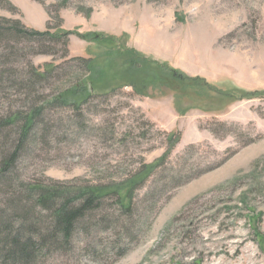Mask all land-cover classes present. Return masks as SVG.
Listing matches in <instances>:
<instances>
[{"label": "rangeland", "instance_id": "rangeland-1", "mask_svg": "<svg viewBox=\"0 0 264 264\" xmlns=\"http://www.w3.org/2000/svg\"><path fill=\"white\" fill-rule=\"evenodd\" d=\"M6 1L14 10L0 5L1 18L72 32L52 54L1 59L21 70L58 67L39 86L51 129L45 138L37 129L40 139L26 144L16 164L21 180L121 181L179 135L136 191L129 218L106 202L104 224L89 214L68 250L38 261L264 264V0ZM79 59L94 60L92 75ZM80 79L88 102L78 111L55 104ZM4 91L0 117L25 97Z\"/></svg>", "mask_w": 264, "mask_h": 264}, {"label": "trees", "instance_id": "trees-1", "mask_svg": "<svg viewBox=\"0 0 264 264\" xmlns=\"http://www.w3.org/2000/svg\"><path fill=\"white\" fill-rule=\"evenodd\" d=\"M0 5L14 10L6 0H0ZM70 33L38 31L25 27L20 21L0 17V83H6L5 86L0 84V94L6 96L4 90L13 87L21 89L25 96L19 99L18 108L0 117V264H41L38 261L41 254L68 250L73 234L89 214L98 225L104 224L106 220L99 212L106 202L114 204L115 216L129 218L136 191L160 167L179 137L169 134L168 149L160 159L151 164L142 163L121 181L67 186L21 180L16 164L26 151V144L32 139L45 138L51 129L49 123L41 119L44 106L38 105L43 96L39 86L53 77L58 67L47 64L40 72L30 65L28 70H21L15 65L8 66L1 59L52 54L55 44L65 45ZM76 34L82 39L90 36ZM79 61L85 66L87 75L94 73L93 59ZM95 80L94 77L88 79L93 89ZM86 83L80 79L60 91L54 98L55 104L80 110L92 95ZM37 129L42 132L40 138L36 137Z\"/></svg>", "mask_w": 264, "mask_h": 264}, {"label": "bare ground", "instance_id": "bare-ground-1", "mask_svg": "<svg viewBox=\"0 0 264 264\" xmlns=\"http://www.w3.org/2000/svg\"><path fill=\"white\" fill-rule=\"evenodd\" d=\"M232 236H234V235L232 234ZM234 237H236V236H234ZM237 237H238V236H237ZM239 237H240V236H239ZM241 238H242V237H241ZM241 238H240V239H241ZM240 239H239L238 241H236L235 243H239V242L241 241ZM214 264H215V263H214Z\"/></svg>", "mask_w": 264, "mask_h": 264}]
</instances>
